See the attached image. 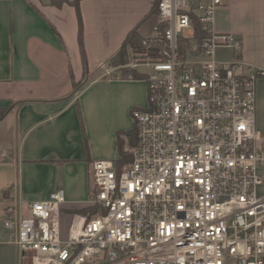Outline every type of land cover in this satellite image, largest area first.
Segmentation results:
<instances>
[{
    "label": "built area",
    "instance_id": "1",
    "mask_svg": "<svg viewBox=\"0 0 264 264\" xmlns=\"http://www.w3.org/2000/svg\"><path fill=\"white\" fill-rule=\"evenodd\" d=\"M228 1L160 0L143 41L157 58L124 65L147 90L146 105L131 110L135 139L120 133L118 158L91 163L95 188L66 226L63 188L27 202L26 213L6 210L20 264H264V134L256 129L264 71L241 62L240 37L214 31L215 10ZM182 36L192 42L184 55ZM218 48L231 59L218 60Z\"/></svg>",
    "mask_w": 264,
    "mask_h": 264
},
{
    "label": "crops",
    "instance_id": "2",
    "mask_svg": "<svg viewBox=\"0 0 264 264\" xmlns=\"http://www.w3.org/2000/svg\"><path fill=\"white\" fill-rule=\"evenodd\" d=\"M52 1L0 0V108L11 106L0 119V264H20L2 225L6 210L25 213L27 202L58 188L64 224L69 213L86 210L92 185L82 166L92 172L94 160L118 158L128 111L144 93L147 103L145 82L121 78L110 58L132 28L153 35L151 0H80L78 9L71 0ZM213 20L215 32L240 37L241 62L264 71V0H229ZM216 53L221 61L232 57L228 49ZM96 84L90 102L80 101ZM256 129L264 134V76L256 81Z\"/></svg>",
    "mask_w": 264,
    "mask_h": 264
},
{
    "label": "trees",
    "instance_id": "3",
    "mask_svg": "<svg viewBox=\"0 0 264 264\" xmlns=\"http://www.w3.org/2000/svg\"><path fill=\"white\" fill-rule=\"evenodd\" d=\"M61 1L62 0H53L52 2L59 5ZM79 1L80 0H71V1H69V3L73 4L78 9ZM159 3H160V0H151V7H150L148 15H152V14L157 15L158 14ZM78 17H79V24H80V26H79V39L81 40V20H80L79 12H78ZM159 27H160V29L162 28L161 25ZM195 31H196V34L194 36V39H195V42L199 45L201 43L202 39L205 37V34L202 31V29L198 23L195 24ZM144 40L145 39L138 32L137 26L132 28L126 34L120 48L116 51V53L113 56H111L110 63L112 65H115V66L124 67V69H121L123 74L131 72L135 76H137V71L135 69L124 66V65L128 64V62H129L128 59L135 58L137 60H144L147 57L150 59L157 58L154 48H152L151 46H149L148 48L143 46ZM190 45H191V41L188 38L183 37V36L179 37V41H178V52H179V54L184 55L186 48L190 47ZM130 53L132 54V57H131ZM83 66H84V71H85L86 70V62L84 59H83ZM10 107L11 106L8 105L6 107L0 108V119H1V117H3V115L6 113V111H8L10 109ZM124 133L128 134L130 136L132 142H133V140L135 139V133H136L134 126L129 128L128 130H124ZM120 145H121V143L118 139L119 153L121 152L120 151Z\"/></svg>",
    "mask_w": 264,
    "mask_h": 264
},
{
    "label": "rangeland",
    "instance_id": "4",
    "mask_svg": "<svg viewBox=\"0 0 264 264\" xmlns=\"http://www.w3.org/2000/svg\"><path fill=\"white\" fill-rule=\"evenodd\" d=\"M151 21H150V23H151V26H150V31L152 32L153 31V28H152V25H153V27L157 24V19H158V17H157V15L156 14H152L151 15ZM213 25H214V20H213ZM214 27V26H213ZM141 35V34H140ZM147 42H150V39H151V37L153 36V35H150V36H144V35H141ZM191 44H192V42H191ZM191 46V45H190ZM222 54H225L226 53V51H222L221 52ZM130 55H131V57H132V54L130 53ZM135 56V55H134ZM128 61L129 62H132V61H136V59L135 58H130V59H128ZM128 62V63H129ZM118 68V67H117ZM120 69H124V67H120ZM138 69L139 70H144V71H147L149 68L147 67V66H145V65H142V66H140V67H138ZM123 74V73H122ZM124 75V76H123ZM123 75H121V78H127L126 77V75H127V73H125V74H123ZM112 76V75H111ZM88 82H89V80H87V78L86 79H84L83 80V83H81V87L82 88H80V91H82L81 89H83L87 84H88ZM99 86H102V85H100V84H96V85H92L89 89H87V91H85V92H83L82 93V95H81V97H80V101L81 100H83V102L86 104V103H88V102H90V100H91V98H92V95L93 94H96L97 92H98V89H99ZM142 99V101L141 102H139L140 104H136V106L138 107H141V106H143L144 104H145V101H146V94L144 93V98H141ZM126 122V124H127V127L129 128V127H132L133 126V119H132V116H131V113H130V111H128V113H127V120L125 121ZM92 146L94 147V148H98V145H97V143L95 142V140L94 139H92ZM120 151H121V145H120ZM114 156H115V154H113ZM114 156H112V157H114ZM81 175H82V179L84 180V179H88L89 180V182L91 183V188L92 189H94L95 188V186H94V182H93V176H92V172L90 171V170H88V169H86V166H82V170H81ZM26 213V212H25ZM67 223H68V220H66L65 221V224H64V226H66L67 225ZM63 233H64V231H63Z\"/></svg>",
    "mask_w": 264,
    "mask_h": 264
}]
</instances>
